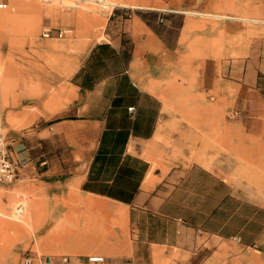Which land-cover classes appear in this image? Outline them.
<instances>
[{
    "label": "crops",
    "instance_id": "1",
    "mask_svg": "<svg viewBox=\"0 0 264 264\" xmlns=\"http://www.w3.org/2000/svg\"><path fill=\"white\" fill-rule=\"evenodd\" d=\"M222 1L203 0L201 9ZM228 1L236 11L223 26L206 24L187 40L186 17L172 22L179 10L116 8L106 39L71 59L67 77L57 76L68 101L57 111L19 110L29 158L21 179L51 209L41 231L44 256L264 264V21L254 27L238 18L255 10L264 19V0ZM181 74L192 77L191 90L175 88ZM188 95L218 102L246 141L262 146L260 171L191 157L183 137L189 126L174 115Z\"/></svg>",
    "mask_w": 264,
    "mask_h": 264
},
{
    "label": "rangeland",
    "instance_id": "2",
    "mask_svg": "<svg viewBox=\"0 0 264 264\" xmlns=\"http://www.w3.org/2000/svg\"><path fill=\"white\" fill-rule=\"evenodd\" d=\"M32 1L38 2L43 9L51 8L49 15L41 14L37 8L29 5L19 6L13 0H0L8 5L0 8V132L9 137L23 135L21 128L25 124H22L20 118L21 108L38 111V106L45 110L56 107L57 111V106L68 101L67 85L64 81H57V76L67 77L71 59L77 57L80 60L90 47L106 39L107 24L116 8L131 7L132 10L135 7H159L179 10L180 16L172 22L178 26L180 19L186 17L188 26L184 40L206 24H225L224 21L230 18L221 15L230 16L236 11L228 0L207 7L206 10L201 9L203 0H192V5L188 7L185 5L186 0H110L115 5L105 7L102 4H90L89 0ZM166 13L162 12V15ZM149 17L153 19L155 15L152 13ZM238 18L254 27L264 21L255 10L254 14L243 12ZM98 22H101V26ZM48 28L61 30L45 37L44 32ZM62 30L67 32L60 37ZM167 36L172 40L175 31L172 30ZM226 42L229 43V39ZM189 45L191 53L197 54L196 35ZM176 83L177 90L192 89V77L187 75H178ZM202 98L203 101L197 96L188 95L177 100L174 105V115L189 126L183 130V137L191 157L197 158L198 154H202L209 161H218L227 166L232 163L243 173L247 165L259 168L262 164V146L248 143L245 133L229 120V115L221 110L222 106L219 107L218 102L208 97ZM178 131L181 134V130ZM174 148L175 153L182 152L177 146ZM239 179L245 180V176ZM258 179L262 178H254L255 182ZM45 200L48 199L36 191L33 182L20 178L12 183H0V260L6 259V263L0 264H23L25 257L39 262L44 254L49 253L42 247L44 237L41 235L43 222L51 215V209L45 208ZM17 209L23 210L19 213Z\"/></svg>",
    "mask_w": 264,
    "mask_h": 264
},
{
    "label": "built area",
    "instance_id": "3",
    "mask_svg": "<svg viewBox=\"0 0 264 264\" xmlns=\"http://www.w3.org/2000/svg\"><path fill=\"white\" fill-rule=\"evenodd\" d=\"M7 4L0 2V8L7 7ZM67 31H60L62 37ZM52 34L51 29H46L45 37ZM132 107L130 111H132ZM24 135L6 136L0 132V183H12L21 178L22 172L26 167L29 158L25 151ZM240 241L241 238L238 237ZM44 264H106V257L102 254H91L86 256L82 262H77L70 255H45L42 259ZM23 264H33L31 257H25Z\"/></svg>",
    "mask_w": 264,
    "mask_h": 264
},
{
    "label": "bare ground",
    "instance_id": "4",
    "mask_svg": "<svg viewBox=\"0 0 264 264\" xmlns=\"http://www.w3.org/2000/svg\"><path fill=\"white\" fill-rule=\"evenodd\" d=\"M15 3H17L19 6L20 5H29L30 7H35V8H37V10L41 13V14H45V15H49V13H50V10H51V8H45V9H43V7H41V5L40 4H37L38 2H35V1H32V0H27V1H25V0H13ZM38 1V0H37ZM42 1V0H41ZM46 1V0H45ZM61 2H63V0H60ZM44 2V1H43ZM57 2V1H56ZM60 2V3H61ZM66 1H64V3H65ZM86 2H88V0L86 1ZM89 2H90V4H92V3H94V4H102L104 7L105 6H114L115 5V3H113V2H110V0H108V1H106V0H89ZM47 3V2H46ZM52 4V3H51ZM56 4V3H55ZM65 4H67V3H65ZM124 4V3H123ZM70 5V4H69ZM120 5V4H119ZM122 5V4H121ZM49 6H51V5H49ZM52 7L54 8V6L52 5ZM56 8V7H55ZM53 11H55L54 9H53ZM55 14V13H54ZM53 14V15H54ZM56 14H57V12H56ZM208 15H210V16H217V15H214V14H208ZM51 16V15H50ZM100 17V16H99ZM102 17V16H101ZM101 17H100V19H101ZM221 17H224V18H227L228 16H223V15H221ZM65 18V17H64ZM102 18H104V17H102ZM81 19V18H80ZM99 19V18H98ZM104 20H107V19H105L104 18ZM102 21V20H101ZM253 21H258V20H253ZM81 22V21H80ZM79 22V23H80ZM106 22V21H105ZM85 23V24H84ZM99 23V22H98ZM101 23V22H100ZM98 24V25H100L101 26V24ZM107 23V22H106ZM83 24L84 25H86L87 26V24H86V22H83ZM82 24V25H83ZM90 24V23H89ZM83 25V26H84ZM97 25V24H96ZM85 26V27H86ZM84 27V28H85ZM93 27V26H92ZM92 27H89V28H92ZM86 29V28H85ZM70 33V32H69ZM88 33V32H87ZM82 36H83V34H82ZM85 37V36H84ZM85 41V40H84ZM200 157V156H199ZM202 159V158H201ZM211 159V158H210ZM202 161H203V163H208L209 162V160L207 159V158H204V159H202ZM246 165V164H245ZM253 166V165H252ZM250 168H251V166H249ZM256 167H257V164H256ZM259 167H261V166H259ZM253 168H255V166L253 167ZM257 169H258V167H257ZM256 169V170H257ZM262 169V168H261ZM259 170V169H258ZM260 171V170H259ZM251 181V180H250ZM249 181V183L251 184V182ZM247 182V181H246ZM261 185H259L258 187H260ZM20 209V208H19ZM18 210V209H17ZM23 210V209H22ZM21 210V211H22ZM19 211V213L21 212L20 210H18ZM15 212H16V209H15ZM18 213V212H17ZM16 213V214H17ZM23 213V212H22ZM15 215V214H14ZM22 215V214H21ZM18 216V215H17ZM16 217V216H15ZM18 218V217H17ZM19 219H20V217H19ZM25 222V221H24ZM30 224V223H29ZM28 225V224H27ZM31 225V224H30ZM30 229H32V228H30ZM0 263H6V259H2V260H0Z\"/></svg>",
    "mask_w": 264,
    "mask_h": 264
}]
</instances>
